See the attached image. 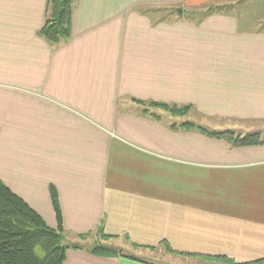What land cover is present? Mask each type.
I'll use <instances>...</instances> for the list:
<instances>
[{
  "label": "crops",
  "instance_id": "1",
  "mask_svg": "<svg viewBox=\"0 0 264 264\" xmlns=\"http://www.w3.org/2000/svg\"><path fill=\"white\" fill-rule=\"evenodd\" d=\"M234 1L76 0L52 45L47 0H0V181L57 229L52 187L66 243L128 250L63 264L264 259V144L198 129L264 133V28ZM206 6L226 9L187 18Z\"/></svg>",
  "mask_w": 264,
  "mask_h": 264
},
{
  "label": "trees",
  "instance_id": "2",
  "mask_svg": "<svg viewBox=\"0 0 264 264\" xmlns=\"http://www.w3.org/2000/svg\"><path fill=\"white\" fill-rule=\"evenodd\" d=\"M76 0H47L45 8V22L39 35L48 43L57 45L68 39L70 35L71 15ZM226 6H206L199 14L190 13L187 18L201 21L211 13L220 12ZM227 9H230L227 7ZM157 12V11H156ZM174 14V10H172ZM181 17V16H180ZM149 107L163 109L172 116H185L189 108L177 109L172 106L161 104H150ZM145 112H147L145 110ZM183 128H191L189 122L181 125ZM199 130L208 135L231 138L235 145H260L264 144V133L251 132L243 136L235 135L233 132H208L202 127ZM53 211L57 219V229H51L45 225L42 218L32 210L21 198L12 193L0 181V264H63L65 253L68 249L81 250L79 245H67L64 242L60 224V208L56 191L49 188ZM88 234L79 235L83 241ZM101 240H108L99 231ZM168 248V247H167ZM94 255L114 256L115 252L108 251L103 245L95 244L89 250ZM223 264H235L225 258H217ZM264 259L245 263L262 264Z\"/></svg>",
  "mask_w": 264,
  "mask_h": 264
},
{
  "label": "rangeland",
  "instance_id": "3",
  "mask_svg": "<svg viewBox=\"0 0 264 264\" xmlns=\"http://www.w3.org/2000/svg\"><path fill=\"white\" fill-rule=\"evenodd\" d=\"M231 5H228L227 7L230 8ZM232 8V7H231ZM233 8L234 9H241L237 11V15L240 17V20H242V23H244L245 27H249L252 23L254 24H258V22L260 21V24L258 25L259 28H264V0H236L233 2ZM213 123V122H211ZM237 123V124H236ZM229 125L231 126H239V127H244L246 124L244 123H239V122H229ZM94 233H90L87 236V239H84L83 241H81L80 239L77 240V242L75 241H71L69 243H65L67 245H79L80 247H82L83 249H91V247L93 245H97L100 244V241H105V240H101L99 238V232H96L95 235L98 238L97 240L93 239L91 235H93ZM91 237V238H89ZM92 239V240H90ZM92 244V245H90ZM104 247L111 252H115L116 254H126L128 252V250L126 248H120V247H116L114 245V243L112 244H108V246Z\"/></svg>",
  "mask_w": 264,
  "mask_h": 264
},
{
  "label": "water",
  "instance_id": "4",
  "mask_svg": "<svg viewBox=\"0 0 264 264\" xmlns=\"http://www.w3.org/2000/svg\"><path fill=\"white\" fill-rule=\"evenodd\" d=\"M181 12L180 11H178V14H180Z\"/></svg>",
  "mask_w": 264,
  "mask_h": 264
}]
</instances>
